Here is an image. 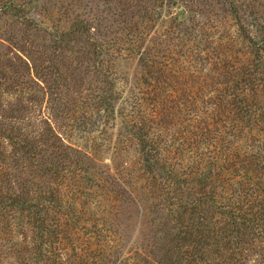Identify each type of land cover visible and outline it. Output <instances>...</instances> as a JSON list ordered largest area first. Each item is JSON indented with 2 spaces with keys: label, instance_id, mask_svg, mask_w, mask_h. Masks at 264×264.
Returning a JSON list of instances; mask_svg holds the SVG:
<instances>
[{
  "label": "rangeland",
  "instance_id": "rangeland-1",
  "mask_svg": "<svg viewBox=\"0 0 264 264\" xmlns=\"http://www.w3.org/2000/svg\"><path fill=\"white\" fill-rule=\"evenodd\" d=\"M237 1L241 6L245 30L253 36L257 32L262 34L264 0ZM228 2L229 0H0V72L10 80L21 77L17 82L24 81L28 78V73H24L22 77L15 76V70L13 71L19 63L17 57L25 59L21 48L31 47L37 52L36 57L40 58L36 63L39 70L36 74L31 66L27 67L28 71L31 69L29 74L33 81L31 93H24L22 98L16 92L19 88L13 87L10 91L0 88V121L9 120L10 116L16 114L12 110L23 106L27 111L21 114L17 124L23 137L30 134L36 138V132L48 129L49 125L65 139V143L85 150L81 153L82 162L77 158V161L84 164L80 175L82 183L75 184L74 181L72 191L69 189L74 184L69 183L68 186L65 182L55 183L57 186L53 188L55 196L63 205L60 211L70 209L68 204L75 200L74 212L59 221L62 231L64 228L65 235H68L66 241L57 245L60 256H66L72 250L68 247L70 242L76 247L89 250L88 257L94 256L98 252L96 249H100L103 251L102 255H107V264L114 260V264H162L166 258L175 259L172 253L184 254L187 249L192 253L195 248L200 252V262L211 258L219 260L225 256L224 251L218 252L214 246L219 236H224L226 215L223 210H210L203 226L198 225L202 220L196 219L198 224L195 221L192 223L195 225L193 232L179 228L176 225V215L179 212L183 215L181 222L186 226L191 216L190 212L187 213L189 207H182L179 203L184 197L187 198L195 185H183L176 179L165 190L163 176L158 175L160 172L155 169L149 173L136 163L134 145L121 137L118 140L116 124L110 115L105 114L104 110L96 111L95 104L89 103V100L97 99L106 75L109 77L107 80H112L113 85L115 83L119 89L133 84V79H138L143 73L138 60L146 54L148 62L160 59L163 64L159 72L150 68L152 75H147L148 81L157 78L164 71L171 85L183 91L175 99L180 98L179 101L170 103L166 97L165 101L158 103L159 107L168 112L171 122L175 121L177 128L186 127L189 131L199 126L197 131L200 132L202 123L197 126V122L189 118L197 114L198 118L201 117L211 127L212 119L201 109L206 100L212 97L208 86L216 85L222 89L229 74L233 75L232 80L242 76L240 66L248 68L254 77V63L258 60L256 49H252L247 41L240 38L239 27L224 7ZM76 19L86 22L89 29L85 35L87 38L78 43L68 42L64 50L54 51L51 48L54 35L65 32L71 20L74 22ZM101 46L103 50L99 53ZM217 54L219 56L216 62L214 56ZM40 61H43L41 66ZM261 61H264V54ZM168 66L173 70L166 68ZM258 66L263 65L260 63ZM16 70L26 72L24 67ZM262 84L264 82L257 84L258 94L252 97L257 100L256 108H263L260 115L255 114L257 118L253 123L264 126ZM29 97H33V101ZM147 103L149 105L150 101ZM253 128L255 125L249 130ZM235 136L238 137V134ZM262 137L260 134L257 139ZM187 138L184 135L180 142H186ZM118 141L121 143L117 144ZM201 143L193 146L194 153L196 150L200 152L201 160L206 161V158L201 157V151H205V147L211 155H217V160L212 159L209 169L223 179L235 177L224 170L227 169V158L219 156L222 152L218 154L217 147L210 145L214 143L210 142L205 146H201ZM114 154L119 155L115 162L112 157ZM162 154L163 152L161 157ZM162 158L172 162L171 157ZM38 160L42 164V158ZM210 160L209 158L208 161ZM192 163L195 165L196 159L186 149L179 159L178 168L184 172ZM200 164L202 162H197L196 165ZM22 165L23 162L18 165L17 173H20ZM42 168L26 164L24 172L20 173L29 192L38 183L32 181L31 176H45ZM204 169L207 170V166ZM218 181L221 184L212 192H215L216 198H229V187L224 190L226 183L222 179ZM203 194L196 192L195 198ZM82 210L85 214L80 215ZM231 210L232 208L229 209L230 214L235 213L230 212ZM52 216L59 220L54 212ZM93 227L103 229V232L97 235ZM178 228L181 229V235L176 237ZM19 234L18 229L11 232L15 238ZM25 239L26 242L29 241L26 235ZM0 240L3 242V239ZM22 241L20 238L19 242ZM3 245L9 246L7 243ZM3 248L5 247L0 246V254L3 253ZM247 264L254 262L248 260Z\"/></svg>",
  "mask_w": 264,
  "mask_h": 264
},
{
  "label": "trees",
  "instance_id": "trees-1",
  "mask_svg": "<svg viewBox=\"0 0 264 264\" xmlns=\"http://www.w3.org/2000/svg\"><path fill=\"white\" fill-rule=\"evenodd\" d=\"M224 7L228 9L232 15L231 19L239 27L240 38L247 41L252 49H256L258 60L256 63L251 62L255 64L254 77L251 74L253 72H250L248 68L240 66L242 76L232 80L233 75L229 74L222 89L216 85L208 86L213 89V94L210 89L212 97L206 100L204 108L201 107V109L212 119L211 127L201 117L198 118L197 114L189 118L197 122V126L202 123L200 132L197 131L199 126L189 131L186 127L177 128L175 121L171 122L168 112L159 107L158 103L165 101L166 97L169 98L170 103L179 101L180 98L176 101L175 99L183 91L171 85L164 71L157 78L148 81L147 75H152L150 68L159 72L163 64L160 59L148 62L146 54L138 60L143 73L138 79H133V84L120 90L115 83L113 85L112 80H110L111 83L107 80L109 77L106 75L100 85L97 99L88 101L95 104L96 111L104 110L105 114L110 115L116 124L118 140L121 137L126 142L131 141L136 150L134 160L138 165L140 164V167L142 165L149 173L155 169L158 173L160 172L158 175L163 176L165 190L169 189L171 182L176 179L183 185H195L192 192L187 194V198L184 197L181 201L184 203H179L182 207H189L187 213L191 214L188 218V226L181 222L183 215L180 212L176 215V225L179 228L193 232L195 225L192 223L194 221L197 223L196 219H201V223L197 224L203 226L210 210H223V214L226 215L223 224L224 236H219L217 246L214 245L218 252H225L223 258L219 260L211 258L200 262L198 258L200 252L195 248L192 253L189 249L184 254L172 253L175 259L166 258L162 264H247L248 260L253 261L254 264H264V126L253 123L255 117L257 118L255 114L260 115V110L263 108L257 109V100L252 98L258 94L257 84L264 82V61H261L264 54V29L262 34L257 32L254 36L245 30L242 11L240 12L241 6L237 0H229ZM31 27H33L32 23ZM41 28L36 27V29ZM88 32L85 21L76 19L72 22L71 20L65 32L54 35L51 48L54 51L64 50L68 42L84 41ZM21 49L25 59L17 57L19 63L13 71L15 70V76L22 77L24 73H28L26 74L28 78L17 82L21 77L10 80L0 72V88L4 87L6 91H10L13 87L19 88L16 92L24 98L22 95L31 93L33 84L29 74L31 69L28 71L27 67L31 66L36 74V71H39L36 63L40 58L36 57L37 52L31 47ZM98 50L102 53L103 46ZM218 56L219 54L214 56L216 62ZM42 62L40 61L39 66ZM260 63L263 66L259 67ZM19 67H24L26 72L17 71ZM166 68L173 70L171 66ZM175 90L178 91L177 94ZM29 99L33 101L34 98L29 97ZM147 101H150V106ZM85 103L82 102V104ZM26 111L23 106L15 108L12 110L16 113L15 116H10V119L5 122L0 121V238L3 239V242L0 240V246L5 247L0 254V264H107V255H102L103 251L100 249H96L97 254L88 257L89 250L76 247L71 242L68 247L72 250L66 256H60L57 252L59 251L57 245H60L63 240L66 241L68 237L65 235L64 228L62 231L59 221L68 218L74 212L75 200L68 204L70 209L60 211L63 205L55 196L56 191L53 188L57 186L55 183L65 182L68 186L69 183L73 185L74 181L75 184L82 183L83 178L80 175L83 173L84 164L77 161V158L82 162L81 153L85 150L80 146L65 143V139L56 134L49 125L48 129L36 132L37 139L30 134L23 137L19 132L21 128L17 124L20 122L21 114ZM253 125L255 128L249 130ZM236 133L238 137L235 136ZM260 134L263 137L257 139ZM184 135L188 137L187 141L180 142ZM210 142L214 143L210 145L217 147L218 154L222 152L220 157L227 158L225 161L227 169L224 170L235 177L223 179L221 175H216L209 169L212 159L217 160L215 157L217 155H211L208 148L205 147L206 150L201 151V157L206 158V161L199 158V151L196 150L197 154L194 153L193 146L200 143L201 146H205ZM120 143L121 141L117 142V144ZM161 148H163L162 151ZM186 149L195 157L196 164L197 162L202 164L197 166L192 163L182 172V169L178 168L179 159L182 158ZM116 150L118 151V148ZM162 152V157H171L172 162L163 159ZM117 156L119 155L112 156L113 162L118 160ZM38 158H42V164H39ZM209 158L210 161H208ZM21 162L23 165L20 173L24 172L23 168L26 164L43 167L45 176L41 178L36 175L31 176L32 173H30L32 181L38 182L33 185L31 192L24 185L25 181L21 178V174L17 173ZM205 166L207 170L204 169ZM218 179L226 183L224 190L229 187V198L232 199L216 198L215 192L212 191L221 184ZM75 184L70 186L69 190L73 189ZM196 192L204 194L195 198ZM57 205L59 206L56 207ZM230 208H232L230 212L235 213L230 214ZM53 212L59 216V220L52 216ZM83 214H85L84 210L80 212V215ZM93 228L97 235L103 232V229ZM179 228L176 237L181 235ZM17 229L20 234L18 238H15L11 232ZM25 235L29 238L27 242ZM208 237L210 239L209 234ZM20 238L23 239L22 242H19ZM4 243L9 246H4ZM97 243L99 244L98 241ZM220 244L222 246H219ZM97 246L100 248L99 245ZM219 257L222 255L219 254ZM114 263L115 260L110 261V264Z\"/></svg>",
  "mask_w": 264,
  "mask_h": 264
}]
</instances>
